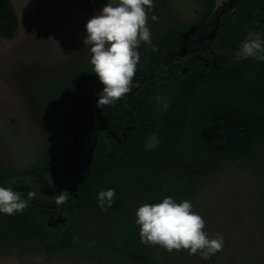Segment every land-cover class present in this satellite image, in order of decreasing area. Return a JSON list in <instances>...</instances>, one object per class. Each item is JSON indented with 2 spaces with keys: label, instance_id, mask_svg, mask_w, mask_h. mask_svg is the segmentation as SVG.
Here are the masks:
<instances>
[{
  "label": "trees",
  "instance_id": "obj_1",
  "mask_svg": "<svg viewBox=\"0 0 264 264\" xmlns=\"http://www.w3.org/2000/svg\"><path fill=\"white\" fill-rule=\"evenodd\" d=\"M203 1L191 26L169 18L157 28L134 76L146 80L130 103L125 96L101 109L63 99L46 155L27 170L0 168V187L24 198L36 193L23 213H0V248L30 240L50 256L72 251L104 263L158 264L140 241L128 196L140 192L148 204L162 202L180 182V165L199 170L209 151L233 162H264V61L237 55L251 32L264 37V0H239L217 14L218 27V0ZM19 27L11 0H0V37L16 39ZM39 177L52 197L40 194ZM108 189L115 197L106 212L132 219L101 237L86 234L81 223L105 211L98 194ZM63 191L71 196L57 205ZM58 217L66 223L48 228L45 221Z\"/></svg>",
  "mask_w": 264,
  "mask_h": 264
},
{
  "label": "rangeland",
  "instance_id": "obj_2",
  "mask_svg": "<svg viewBox=\"0 0 264 264\" xmlns=\"http://www.w3.org/2000/svg\"><path fill=\"white\" fill-rule=\"evenodd\" d=\"M237 1L218 0L217 13ZM11 2L20 27L16 39L0 37V168L22 171L48 152L50 127L56 123L54 111L60 101L71 98L97 107L98 93L104 86L93 73L91 45L84 43L85 26L108 2L116 6L118 0ZM154 5V9H146L151 40L167 19L189 27L205 10L203 0H154ZM210 32L211 28L207 30L209 36ZM199 42L201 38L191 49L196 50ZM147 50L148 44L141 42L137 67L145 62ZM145 80L133 79L137 86L126 95L128 103ZM209 154L199 170L180 165L182 171L176 173L180 182L170 188L167 197L176 202L191 201L193 211L205 221L203 231L210 238L223 235L222 251L205 260L200 254L189 255L187 250L170 253L161 246L144 244L146 254L158 264H264V162H233L220 154ZM37 184L42 196H53V189L43 178L39 177ZM127 201L137 219V209L147 202L140 192L128 196ZM125 219L132 218L104 211L86 216L81 227L86 234L101 237ZM0 264L113 263L72 251L50 256L38 243L25 240L23 244L2 246Z\"/></svg>",
  "mask_w": 264,
  "mask_h": 264
},
{
  "label": "clouds",
  "instance_id": "obj_3",
  "mask_svg": "<svg viewBox=\"0 0 264 264\" xmlns=\"http://www.w3.org/2000/svg\"><path fill=\"white\" fill-rule=\"evenodd\" d=\"M154 7V0H118L116 6L108 2L88 20L84 43L91 45L93 73L104 86L98 93V108L112 106L137 86L133 78L140 60L138 49L141 42L151 44L146 9ZM151 19L155 21L157 17ZM237 55L264 61V37L260 33H250ZM35 196L34 191H29L24 198L10 187H0V213L9 216L23 213ZM70 196L63 191L55 196V202L64 204ZM114 197L115 189L101 191L98 206L106 211L112 206ZM136 217L141 243L145 245H158L170 253L187 250L189 255L200 254L205 260L223 249V235L217 233L210 238L203 231L205 221L193 211L189 200L176 202L166 197L160 203H146L137 209Z\"/></svg>",
  "mask_w": 264,
  "mask_h": 264
},
{
  "label": "flooded vegetation",
  "instance_id": "obj_4",
  "mask_svg": "<svg viewBox=\"0 0 264 264\" xmlns=\"http://www.w3.org/2000/svg\"><path fill=\"white\" fill-rule=\"evenodd\" d=\"M238 1H239V0H238ZM238 1L234 4L233 8L236 7ZM217 10H218V8H217ZM222 10H223V12L220 13L221 15L224 14V13L226 12L227 9H226V10H225V9H222ZM217 14H218V13H217V11H216V17H215L214 19H215V20H218V23H219V18H220V16L217 15ZM218 23H217V27H218ZM213 27H214V25H210V27H208V29L211 28V32H210V33H214L213 30L215 29V27H214V29H213ZM208 29H207V30H208ZM251 33H254V32H251ZM248 36H249V35H248ZM247 39H248V38H247ZM247 39H246V40H247ZM242 44H243V43H242ZM241 46H242V45H241ZM65 223H66V219H63L62 217H58V218H50V219H48L47 221H45V224L47 225V227L50 228V229H52V230H59L60 227L63 226ZM28 241H30V240H28Z\"/></svg>",
  "mask_w": 264,
  "mask_h": 264
},
{
  "label": "water",
  "instance_id": "obj_5",
  "mask_svg": "<svg viewBox=\"0 0 264 264\" xmlns=\"http://www.w3.org/2000/svg\"><path fill=\"white\" fill-rule=\"evenodd\" d=\"M232 8H233V7L227 8V10H230V9H232ZM227 10H226V11H227Z\"/></svg>",
  "mask_w": 264,
  "mask_h": 264
}]
</instances>
